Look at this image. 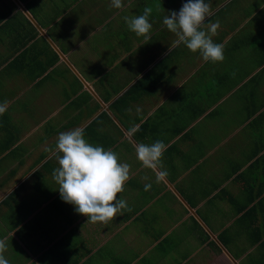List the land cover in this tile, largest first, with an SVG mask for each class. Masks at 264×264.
I'll return each instance as SVG.
<instances>
[{
    "label": "crops",
    "instance_id": "obj_1",
    "mask_svg": "<svg viewBox=\"0 0 264 264\" xmlns=\"http://www.w3.org/2000/svg\"><path fill=\"white\" fill-rule=\"evenodd\" d=\"M233 1H239L241 11L237 12V8H234L233 13L216 19ZM122 2L123 7L115 9L110 7L111 0H0V104L7 102L6 112L0 115V163L9 162L10 157L18 158L12 162H19L16 164L18 168L15 166L9 171H5L8 166L4 171L0 168V239L7 244L4 257L9 264H130L120 263L118 259L135 245L138 248L135 259L154 260L153 264H161L166 262L168 252H177L175 247L180 246V242L171 238V233L188 229L191 243L184 245L182 256H175L176 264H264V35L257 27L264 26V0H206L210 3L211 11L202 27L219 22L214 36H220L219 44L224 46V50L225 46H230L228 55L231 61L206 62V81L215 80L219 85L205 92L206 98L211 100L205 99L204 104L202 102L203 112L197 114L195 110L196 115H192L187 126L176 124V127L162 128L161 122H157L156 126L153 123L155 139L148 138L150 131H154L151 128L144 132V138L142 133L139 134V141L132 137V129L156 116L160 103L153 98L150 101V97L148 102L140 104L142 95H135L133 99L129 97L120 123L109 110V105L140 79L141 69L130 78H126L128 68L124 69L120 75L125 78H107L100 84V77L103 76L100 72H112L128 56L124 55L126 48L119 46L117 52L110 51V55L105 52L99 58L94 51L92 38L96 34L103 35L102 26L113 18V36L126 39L128 31L132 40V32L120 14L125 10L124 16H128L126 9L131 8L133 16L140 15L145 6H150V2L155 3L157 12V17H149L153 26L150 35H159V31L165 29L163 18L172 11L178 13L186 0H166L162 6L159 0ZM102 3H106L103 11ZM254 5L260 7L253 10ZM141 42L138 41V48L144 46L145 41L143 44ZM129 60L130 65H134L131 58ZM98 66H103L100 67L102 71ZM68 71L72 74L74 71L77 77L71 74L73 78H69ZM210 73L215 74L216 78H208ZM60 80L64 84L60 89L67 97L62 104L53 100V92H50L51 87H57ZM102 88L112 94L106 103L101 100ZM84 92L93 100H98L99 108L88 113L90 117L87 119L85 115H78L80 106L74 108L64 122L66 128L61 131L85 129L93 118L107 112L120 127L123 123L124 132H119L120 138L115 142L99 144L103 148L109 146L112 149L127 141L132 149L129 153L136 160V145L150 144L149 139L154 143L160 139L157 135L161 132L166 133V138L160 140L167 147L172 145L171 150H167L171 154L167 158L166 154L163 155L162 168L147 169L139 161L135 163L136 167L130 170L124 190L117 194V199L125 200L128 208L134 206L135 210H122L106 224L87 222L86 216L76 213L71 207L59 214V208L42 213L43 206H39L36 210L30 208L28 215L21 218L22 214L25 216V207L17 205L20 196L16 198L17 202H12L14 197L6 202V198L20 190L35 171L55 156L53 151L46 152L38 163L45 154L40 155L32 148L28 150V147L35 145L34 148L43 151L48 141L57 139L59 131L46 133L47 141L38 144L33 143L32 138L44 123L58 117L69 105L70 97ZM46 95L48 102L44 106ZM52 102L57 104L55 108ZM138 104L139 108H147L148 111L145 118L136 121L134 114ZM29 106H33L36 112L30 114ZM196 124L204 125L198 132L201 140L192 137L195 139L192 141L188 134ZM22 141L28 146L23 154L18 151L23 145ZM51 146L54 149L55 145ZM190 149H193L191 153ZM53 161V164L57 163L56 158ZM171 167L175 168L173 174L161 175ZM46 171H41V177L51 178ZM133 178L141 183L134 184ZM147 178L155 181L156 186L145 190ZM37 187L36 182L34 187L29 188ZM217 201L220 205L210 212L209 205ZM224 201L230 204H224ZM141 202L144 204L139 206ZM160 202V205H168V211L177 212L176 217L163 228H159V224L163 225V219L154 216L153 210ZM151 210V217L154 216L151 228H142L140 225L144 222V216ZM69 212H72L71 217H67ZM198 212L206 228L196 219ZM40 214L42 225H45L23 229L27 220H33ZM51 219L63 226L50 229L52 235L38 237L36 242L24 246L22 241L35 233H43L45 227L52 224ZM118 237L122 241L128 239V243L113 245L118 244V240L121 242ZM14 245L30 259L23 263L20 260L15 262L13 255H10L15 253ZM202 251L205 253L203 260L197 258ZM195 254L196 262L191 263L190 256Z\"/></svg>",
    "mask_w": 264,
    "mask_h": 264
},
{
    "label": "rangeland",
    "instance_id": "obj_2",
    "mask_svg": "<svg viewBox=\"0 0 264 264\" xmlns=\"http://www.w3.org/2000/svg\"><path fill=\"white\" fill-rule=\"evenodd\" d=\"M147 1H150V0H147ZM165 1L166 0H159V2L161 3L160 6L165 5ZM238 4H239V1H233L232 3L228 4L227 7L219 13V15L216 19L220 20V18H224V16H226L227 14L233 13L234 8H237V12L241 11L242 5H238ZM149 5H150V7L153 8V13L151 14V17L152 18L157 17V12H155V7H154L155 3L150 2ZM260 5H254L253 10L260 7ZM157 7H158V5H157ZM105 9H106V3H102V11ZM127 9H126V11L129 14L128 16L132 17L134 14L132 9L131 8H129L128 10ZM108 10L112 11V9H110V8ZM124 12H125V10L122 12V14H120V17H124ZM109 17H111V16H109ZM103 24H104V20H102V25ZM112 24H113V18L109 19L106 22V24L104 26H102L103 35L96 34L92 38V43L95 46L94 51H95L96 55L99 58H101L105 54V52H108L106 55H110L111 54L110 51L117 52L119 46H124L126 48L124 51V55H127L128 57L126 60L123 61V63L121 65L116 67L112 72H109V73L107 72L106 74H105V72H100L101 75H103L100 78L102 80H106V81H107V78H114V79L125 78V77H122L120 75V73L124 72V69H127V68L128 69H127V73H126V78H130V77H133V75L141 69V72L139 74L140 79L141 78H150L149 79V81H150L152 78H156L157 82L153 85L154 88L151 87V88H149L151 90H149L146 87L147 82L143 81L142 83H144V84L142 86L137 87L135 89V91H132L130 93H132L133 95H136V91H141V95L143 96V98H140L141 99L140 104L142 102L143 103L148 102V99L150 97H151L150 101L152 100V98L157 99L159 101V103H160V105L158 107L159 109L157 108L158 113L156 116H152L150 118L149 122L154 123L155 126H156L157 122H161L162 128H165V126L176 127L175 126L176 124L180 125V127L187 126L189 121L191 120L192 115H193V117L196 115L195 110H197V114H199L201 111L203 112L204 107H202V102L205 101V99L211 100V99L206 98L205 92L210 90V89L214 90L216 88L214 86L218 87V85H219L215 80L206 81V79H205L206 78V74H205L206 62L203 61V59L199 53L190 52L184 45H180L179 47L174 46L173 41L176 39V37L173 33L169 32L166 29V27H165V29H161L159 31V35H152L151 39L149 41H147V43H145L143 37H137L133 33L130 34L131 36L133 35L132 40H130L128 31H127L126 39L116 38L115 36H113V33H112V29H111ZM209 27L210 26H208L206 28H203V27L202 28L207 31ZM257 27L260 30V34L264 35V31H261V30H264V26H257ZM137 38H139V39H137ZM212 39L215 43H219L221 40L220 36H212ZM138 41H142L141 42L142 44L144 42L145 43L144 46H142L141 48H138V46H137ZM100 47H105L106 49H102ZM228 47H230V46L229 45L225 46V50H224V57L225 58L223 61H225V62L231 61L229 59V55H228V52H231V50H228ZM107 50H109V51H107ZM159 50H163V52L159 51ZM130 58L134 62V65H130L131 64V62L129 60ZM100 67H103V66H100ZM100 67H99V69H100L99 71H102V69ZM71 74H72V72L68 71V77L70 76L69 78H73V77H71ZM73 74L75 75V77H77L76 76L77 74H75L74 71H73ZM80 75H81V73H80ZM208 78H216V75L213 73H210L208 75ZM83 79L89 80V78H83ZM63 86H64V84L60 80L59 85L57 87H51V91H50V92H53V100L55 99V100L59 101L61 104L65 103L64 100L67 98L63 94L62 90L60 89ZM175 87H177L176 90L173 89ZM93 89L96 90L95 87H93ZM32 90H30L28 92V95H30ZM148 91H149V93H148ZM54 92H56V93H54ZM80 96H82V97H80ZM215 97H217V95H215ZM69 99H71L69 105L67 104L66 108L58 115V117H54L49 122L44 123L41 126L40 130L35 133L34 138H32V140H34L33 143L38 144V143H41L42 141L43 142L47 141L48 135L46 133H55L54 131L51 132L52 130L59 131L58 134L60 132H64V131H61L62 128H66V126H67L66 124H64V122L67 121L66 119H68V117L71 115L74 108L80 106V108H79L80 112L78 115L81 117L85 115V118L87 119L90 117V114H88V113H90L95 108H97V106L100 105L98 100L94 99L95 100L94 101L93 98H91L85 94L75 96L74 98L70 97ZM197 101H198L197 106L194 107L195 102H197ZM47 102H48V96L46 95V98L44 99V106L47 104ZM208 102H207V104H208ZM140 104L137 105L136 111L134 114L136 121L139 119L145 118L146 112L148 111L147 108H139ZM203 104H204V102H203ZM56 105L57 104L55 102H52V106H54L53 108H55ZM189 106H192L193 108H188ZM28 108L30 110L29 111L30 114L36 112V109L33 106H29ZM219 110H220V108L218 107V112H219ZM98 111H99V109H98ZM104 113L108 114L107 112H104ZM172 113L174 116L172 115ZM86 114H88V115H86ZM98 116L99 115H97L96 117L94 116L95 118H93L92 121H94V119H96ZM37 117H39V115ZM108 117L110 118V120H108L105 116L99 117L95 121L94 125L91 126L92 132H94L93 130H95L99 136H103L102 142L96 141V142H91V144H93L95 146H100L98 142H100V143L104 142L106 144H109V142H112V141L115 142L117 139L120 138L119 132H124L123 123H122V127H120L118 124L115 123V121L113 120V118L110 115ZM112 120L114 121L115 124L113 123ZM168 120H171V121L169 122ZM69 122H71V121H69ZM203 126H204L203 124H200V125L196 124V126L191 131H189L188 135L192 141H195V139L197 141L201 140L200 139L201 137H199L198 132H200V130ZM18 127L20 128V126H18ZM145 129H146V127L142 131H140V133H143ZM65 131H67V130H65ZM165 134L160 132L157 136L160 139H164V138H166ZM192 137H194L195 139H192ZM160 139H157V140H160ZM56 140H53L52 142L48 141L47 147H49V148L46 147L43 151H42V149H40L38 147H37L38 149L34 148L35 145L33 147H28L25 145L26 143L24 141H22L23 145L18 149V151L23 154V152H26L25 147H28V150H30V148H32L36 152H39L40 155H43V154H46V152H50L48 149H53V147L51 145H53V144L55 145ZM27 142L29 143V141H27ZM210 143H213V142L210 141ZM106 149L108 150L109 146H107ZM111 150L114 151L118 155L119 162L129 164L130 170L135 169L138 160L137 159L134 160V158H135L134 155L129 153V151L132 149H130V145L127 141H126V143L116 145ZM192 150L193 149L189 150L190 153L192 152ZM169 153L171 154V152H169V151L166 153L165 158H167ZM22 158H25V157L22 156ZM10 159L16 160L18 158H11L10 157ZM11 160L9 162H6V163H3V162L0 163L1 171H4L3 169L7 166L8 167H7V169H5V171L12 170V168H15L16 164H19V162H17V163L12 162ZM53 162L54 161H52V163L51 162L48 163V165L46 166V168L48 169V171H46V172H48V174L51 176H52L53 170L56 167H58V162L56 164H53ZM169 163H170V159L167 160V164H169ZM16 167L18 168V166H16ZM174 169L175 168H173V167L168 168L166 170V173L171 175V174H173ZM132 182L134 184L135 183H137V184L141 183L137 178H133ZM185 182H187V181H185ZM35 183H36V181H34L33 178H29L26 181V183L24 184V186L20 190H17L14 193V195L12 196V197H14L12 202H14V201L17 202L16 198H18L20 196L19 201H18L19 204H17V205H19L20 208L25 207L23 210V213H25V216H23V214H22L21 218H24L28 215L30 208H33L34 210H36L37 208H39V206L40 207L43 206L42 213L50 212L51 210L54 211V210H56V208H59V212H58L59 214H61V212L67 211V207L74 208L73 205L67 204L61 200L60 195H59V191L57 190L58 185L53 180V177H51V178L49 177V179L44 178L43 180L40 179L38 181V186L40 188L39 187H37L35 189L29 188V187H34ZM188 183H190V182L188 181ZM145 185H150V187H155L156 183H155V181L147 178V179H145ZM50 198H52V199H50ZM223 203L224 204H227V203L230 204L229 202H225V201ZM142 204H144V203L141 202L139 206H141ZM160 204H162V203L160 202V203L156 204L153 210L155 211L154 216H158V219H163V225L159 224V228H163V227H167L169 225V223L172 221V218L176 217L175 215H177V212L176 211H172V212L168 211V209H167L168 205L165 203H163V205H160ZM23 205H25V206H23ZM219 205H220V203L217 201L216 203L209 205L208 208L210 209V212H212L215 210L214 207H217ZM131 209L135 210V207L133 206V207H131ZM71 214H72V212H69L67 217H71ZM151 214H152V210L144 216L143 221L145 223L143 222L140 225L142 228H146V226H149V228H151V221H152V218L154 217V216L151 217ZM41 216H42V214L37 215L35 218H32L33 220H31V219H29L27 221L25 220L26 224L24 225L25 227L23 229H26L27 226H30L33 228H40L41 226L45 225V224L42 225L43 221L41 219ZM196 219L204 228H206V226L203 222L204 221L203 217L201 216L200 212L197 213ZM16 220H17V218H16ZM51 220H52V224L48 227H45L46 230H44L43 233H40V234L35 233L34 235H30V237L24 239V241L21 240L22 243L24 244V246L28 247L27 243L31 244V242H33V241L36 242L38 237H43L45 235H52L50 229H56V228L63 226V224H61L60 222H57L53 219H51ZM60 229H58V230H60ZM48 230H50V231H48ZM30 231L34 232V230H32V229ZM189 234H191V233L188 229H186L185 231H183V229H179V230H175L174 232L171 233V238L173 240L178 241L177 243L180 242V246H179V248L175 247L177 252L175 250H173L172 252H168L166 254L167 256L165 258L166 262L164 261V263L162 262L161 264H165V263L166 264H174V263L176 264L177 263V259H175V256H178V257L182 256L185 252L184 247L188 246L191 243V241L188 239ZM125 235H126V231L122 234V236L124 237ZM119 238L120 237H118L117 239H119ZM120 240H121V238H120ZM127 241H128V239H126L124 241L121 240V242L118 240V244L113 243V245H115V246L116 245L117 246L126 245L125 243H128ZM14 246H15V249H14L15 253H10V255H13L15 262L20 260V263H23L27 259H30L28 257L29 255H27V254L24 255L25 252L23 253L22 249H19L16 245H14ZM37 248L38 247H36V249ZM137 249L138 248L135 245L132 246L131 248L127 249L126 252L122 253V255L119 256L118 262L130 263V264L131 263L132 264H148L147 262H151V263L155 262L154 260H139L138 261V259H135ZM20 254H22V256H20ZM204 254H205L204 251H202L201 254L198 255L197 258L203 260ZM196 255L197 254L190 256V262L191 263L196 262V258H195ZM183 263L185 264V262H183Z\"/></svg>",
    "mask_w": 264,
    "mask_h": 264
},
{
    "label": "clouds",
    "instance_id": "obj_3",
    "mask_svg": "<svg viewBox=\"0 0 264 264\" xmlns=\"http://www.w3.org/2000/svg\"><path fill=\"white\" fill-rule=\"evenodd\" d=\"M110 7L121 9L123 2L111 0ZM210 11V3L206 0H186L178 13L170 12L162 23L175 35L174 46L184 45L190 52L199 53L204 62H223L224 46L212 39L219 22L210 25L207 31L202 28ZM152 12V7L145 6L142 14L122 18L128 30L143 37L145 43L151 39L153 26L149 17ZM6 110L7 102L0 104V115ZM166 147L161 140L152 144L139 143L135 147L136 158L147 169L162 168ZM48 150L54 152L58 162L52 177L58 185L61 200L73 205L76 213L87 217V222L106 224L122 210L131 211L125 200L117 199L130 178V165L119 162L114 151L89 143L80 128L60 132L55 148ZM161 175L167 173L161 172ZM148 188L150 185H145V190ZM6 248V241L0 239V264H9L3 255Z\"/></svg>",
    "mask_w": 264,
    "mask_h": 264
},
{
    "label": "trees",
    "instance_id": "obj_4",
    "mask_svg": "<svg viewBox=\"0 0 264 264\" xmlns=\"http://www.w3.org/2000/svg\"><path fill=\"white\" fill-rule=\"evenodd\" d=\"M149 79L150 78H141L139 81H137V83L136 84H134V86H132L128 91H126L120 98H118L117 100H115L113 103H111L110 105H109V110L116 116V118L119 120V122L121 123L122 121L120 120V117L121 116H123V111H124V105H125V102L126 101H128L127 99L129 98V97H132L131 99H133V98H135V95H133L132 93H130V92H132V91H135V89L137 88V87H140V86H142L144 83H142L143 81H145V82H147V85H146V87L149 89V88H151V87H153V85L157 82V79L156 78H152L150 81H149ZM103 81H105V80H99V82H100V84L101 83H103ZM78 82V84H79V81H77ZM80 85V84H79ZM99 86V85H98ZM104 87V86H103ZM103 89V88H102ZM139 89V88H138ZM150 90V89H149ZM105 92V93H104ZM148 93H149V91H148ZM84 94L85 95H87V96H89V97H91L87 92H84ZM105 94H107V95H105ZM132 94V95H131ZM83 95V94H82ZM100 95H102V98H101V100L104 102V103H106V102H108V100L110 99V97L112 96V94L110 93V92H106L104 89H103V91H102V93H100ZM104 95V96H103ZM136 95H141V91H136ZM98 108H99V106H97ZM102 116H105L108 120H110V118L108 117V115L106 114V113H104V112H102L96 119H94V121H92L85 129H83L84 130V135H85V138L91 143V142H96V141H100V142H102V137L103 136H99L98 135V133L95 131V130H93L94 132H92L91 131V126L92 125H94V123H95V121L99 118V117H102ZM149 120L150 119H147V121L144 123V124H142L141 126H139L138 128H137V131H135L133 134H132V137L136 140V141H139V134H140V131H142L145 127H146V129L144 130V132L148 129V130H151V128L154 130L152 133H151V131H150V133L148 134L149 136H148V138H154L155 139V126L154 125H152L153 123H150L149 122ZM142 133V137L144 138V134L145 133ZM152 140H150L149 139V142H150V144L152 143L151 142ZM100 142H98L99 144H101ZM165 142H167L166 140H165ZM104 143V142H103ZM172 145H170L169 147H167L166 148V151L164 152V154H166L167 153V150L168 149H170L171 150V147ZM163 154V155H164ZM46 156V154L45 155H43L40 159H39V161H38V163L44 158ZM56 158V155L52 158V159H50L49 161H47L46 163H44L43 165H42V167L40 168V169H38L37 171H35L32 175H31V177L30 178H33L34 179V181H36L37 183H38V181L40 180V179H42L43 180V178L41 177V171L42 170H48L47 168H46V166L48 165V163H52V161H53V159H55ZM14 195V193H11L6 199V202L8 201V200H10L11 198H12V196Z\"/></svg>",
    "mask_w": 264,
    "mask_h": 264
},
{
    "label": "water",
    "instance_id": "obj_5",
    "mask_svg": "<svg viewBox=\"0 0 264 264\" xmlns=\"http://www.w3.org/2000/svg\"><path fill=\"white\" fill-rule=\"evenodd\" d=\"M85 87H87V90L90 92V93H92L93 95H94V93L92 92V90L88 87V86H85ZM109 114V113H108ZM116 122V121H115Z\"/></svg>",
    "mask_w": 264,
    "mask_h": 264
}]
</instances>
